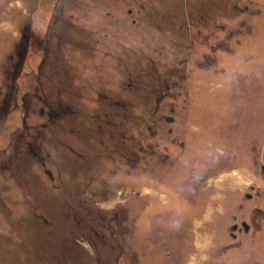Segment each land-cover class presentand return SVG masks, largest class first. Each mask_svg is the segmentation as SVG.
Instances as JSON below:
<instances>
[{"label":"rangeland","instance_id":"374dc122","mask_svg":"<svg viewBox=\"0 0 264 264\" xmlns=\"http://www.w3.org/2000/svg\"><path fill=\"white\" fill-rule=\"evenodd\" d=\"M0 264H264V0H0Z\"/></svg>","mask_w":264,"mask_h":264}]
</instances>
